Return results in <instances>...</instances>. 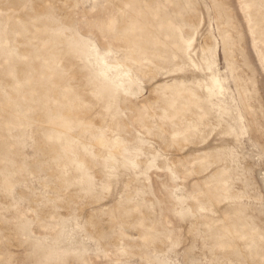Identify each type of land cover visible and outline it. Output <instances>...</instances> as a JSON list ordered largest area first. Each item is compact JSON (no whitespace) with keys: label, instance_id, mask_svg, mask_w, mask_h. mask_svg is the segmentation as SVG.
<instances>
[{"label":"rangeland","instance_id":"374dc122","mask_svg":"<svg viewBox=\"0 0 264 264\" xmlns=\"http://www.w3.org/2000/svg\"><path fill=\"white\" fill-rule=\"evenodd\" d=\"M0 264H264V0H0Z\"/></svg>","mask_w":264,"mask_h":264}]
</instances>
